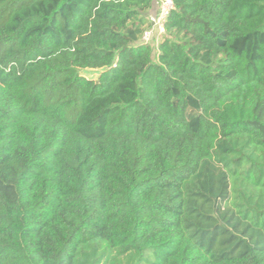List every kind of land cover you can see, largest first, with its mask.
<instances>
[{
    "label": "trees",
    "instance_id": "1",
    "mask_svg": "<svg viewBox=\"0 0 264 264\" xmlns=\"http://www.w3.org/2000/svg\"><path fill=\"white\" fill-rule=\"evenodd\" d=\"M172 1L0 0V264H264V0Z\"/></svg>",
    "mask_w": 264,
    "mask_h": 264
},
{
    "label": "built area",
    "instance_id": "2",
    "mask_svg": "<svg viewBox=\"0 0 264 264\" xmlns=\"http://www.w3.org/2000/svg\"><path fill=\"white\" fill-rule=\"evenodd\" d=\"M156 8L154 12L148 15L149 27L141 34V42L147 43L149 41L158 42L164 34V24L173 8L172 0H155Z\"/></svg>",
    "mask_w": 264,
    "mask_h": 264
},
{
    "label": "rangeland",
    "instance_id": "3",
    "mask_svg": "<svg viewBox=\"0 0 264 264\" xmlns=\"http://www.w3.org/2000/svg\"><path fill=\"white\" fill-rule=\"evenodd\" d=\"M159 41V40H158ZM99 71L98 70H94V69H87L84 70V74L88 77H92V78H96L98 75Z\"/></svg>",
    "mask_w": 264,
    "mask_h": 264
}]
</instances>
